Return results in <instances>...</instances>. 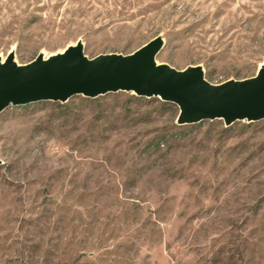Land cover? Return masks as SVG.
I'll return each mask as SVG.
<instances>
[{"label":"rangeland","instance_id":"374dc122","mask_svg":"<svg viewBox=\"0 0 264 264\" xmlns=\"http://www.w3.org/2000/svg\"><path fill=\"white\" fill-rule=\"evenodd\" d=\"M200 66L213 85L264 61V0H0V61L82 43ZM119 91L0 112V264H264V119L177 124Z\"/></svg>","mask_w":264,"mask_h":264},{"label":"water","instance_id":"95a60500","mask_svg":"<svg viewBox=\"0 0 264 264\" xmlns=\"http://www.w3.org/2000/svg\"><path fill=\"white\" fill-rule=\"evenodd\" d=\"M162 46V38L156 37L127 56L88 59L78 41L46 59L38 55L25 65L16 64L10 52L0 61V112L9 105L125 91L175 104L179 125L221 119L229 126L264 119V61L251 78L213 85L204 79L200 66L178 71L157 64L155 57Z\"/></svg>","mask_w":264,"mask_h":264},{"label":"trees","instance_id":"16d2710c","mask_svg":"<svg viewBox=\"0 0 264 264\" xmlns=\"http://www.w3.org/2000/svg\"><path fill=\"white\" fill-rule=\"evenodd\" d=\"M230 126V125H229Z\"/></svg>","mask_w":264,"mask_h":264}]
</instances>
